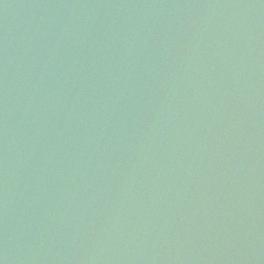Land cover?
I'll list each match as a JSON object with an SVG mask.
<instances>
[{
	"label": "water",
	"instance_id": "water-1",
	"mask_svg": "<svg viewBox=\"0 0 264 264\" xmlns=\"http://www.w3.org/2000/svg\"><path fill=\"white\" fill-rule=\"evenodd\" d=\"M0 264H264V0H0Z\"/></svg>",
	"mask_w": 264,
	"mask_h": 264
}]
</instances>
